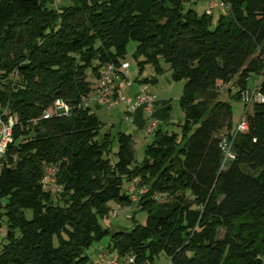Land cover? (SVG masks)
I'll use <instances>...</instances> for the list:
<instances>
[{
	"label": "trees",
	"instance_id": "obj_1",
	"mask_svg": "<svg viewBox=\"0 0 264 264\" xmlns=\"http://www.w3.org/2000/svg\"><path fill=\"white\" fill-rule=\"evenodd\" d=\"M220 1L213 24L196 0H70L57 9L0 0V107L15 117L0 159V264H89L86 250L104 238L132 264L161 254L168 264H264V100H241L252 89L264 98V0ZM129 41L137 86L166 72L183 82L180 132L159 126L141 161L130 134L81 105ZM147 65L153 75L140 78ZM232 81L244 133L219 99V85ZM56 100L68 116L44 119ZM222 140L233 159L224 160ZM46 167L57 192L43 182ZM133 182L135 202L125 189ZM111 202L145 211V223L102 227Z\"/></svg>",
	"mask_w": 264,
	"mask_h": 264
},
{
	"label": "rangeland",
	"instance_id": "obj_2",
	"mask_svg": "<svg viewBox=\"0 0 264 264\" xmlns=\"http://www.w3.org/2000/svg\"><path fill=\"white\" fill-rule=\"evenodd\" d=\"M214 1V0H213ZM69 4L70 0H61V3ZM209 0H196L195 4L192 6V8L197 12L198 15H202L204 13L210 15L213 20V24H215L216 19L218 15L221 13V8H211L209 9L208 6ZM137 47V43L134 41H129L126 46V56L123 59V61L128 63V69H127V78L129 81L134 83L135 78L138 76V67L136 65V62L132 58V54L135 51ZM153 75L152 67L147 65L143 68L140 78L150 77ZM159 83L155 85H143L145 90H151L155 89L154 86L157 87V89L164 90L167 88L166 80L168 79L171 81L169 73L166 72L159 78ZM133 85H136L135 83ZM251 86V85H250ZM183 82H180V85H177V88L170 94H167L168 100H166V104L169 109H167V113L169 114V120L170 125L167 129L169 132L179 133L180 128L179 124L183 120V113L179 109L178 106V100L182 92ZM238 90L236 84L234 81H232L229 84L226 85H219V99L228 102L231 111H232V123L233 126L237 125L240 121L241 117L243 116L244 107L243 103L240 101L231 100L228 98V94H234ZM123 106H118L112 110H106L105 108H95L92 107L91 111L98 117V119L103 123L104 127L110 128H117L119 127L120 130L126 134H132L131 128H133V125H130L128 123V119L126 115L125 117H121L120 120L118 116H120V112H118ZM169 111V112H168ZM226 134V130H223L221 133V136H224ZM148 143L152 141L151 138L148 139ZM139 142L135 143L134 146V154L135 159L138 161H141L143 158V148H141L138 144ZM136 189V182L130 183L125 185L126 191L129 193L130 189ZM159 201H163L164 198L160 197L158 199ZM110 207V213L106 218H100L99 223L104 228H118L122 230H130L132 228L133 224H141L143 225L146 220V212L145 211H137L135 212L136 208L135 206H120L114 202L109 203ZM111 212H116L115 216L111 215ZM27 219L31 218V212L27 211L25 213ZM4 228L0 229V248L2 243V234L4 232ZM221 235V234H220ZM109 239L104 238L99 243H94L92 246L88 247L86 250V255L89 258V264H102L99 259V255H102L104 258L108 259L110 257H116V254L113 252H108L106 250V247L108 245ZM155 264H168L167 258L161 254L158 256V258L155 260Z\"/></svg>",
	"mask_w": 264,
	"mask_h": 264
},
{
	"label": "built area",
	"instance_id": "obj_3",
	"mask_svg": "<svg viewBox=\"0 0 264 264\" xmlns=\"http://www.w3.org/2000/svg\"><path fill=\"white\" fill-rule=\"evenodd\" d=\"M55 9L61 5V0H52ZM209 9L211 8H224V5L220 0H209ZM128 63L120 61L119 66L113 64H107L100 70V75L97 83L92 88L91 93L81 98V105L83 108H90L92 106L105 108L106 110H112L118 106H123L126 114H131L137 107H143L147 117V123L145 131L147 135H152L159 127V123L153 117V105L156 102L155 95L148 93L144 88L139 87L135 93L131 96H126L117 90L120 86L119 81H122L125 88H131L133 83L127 78ZM117 88V89H116ZM254 99L261 102L264 100L262 96L257 93L256 89L247 90L241 93V100L243 103L249 105ZM69 114V107L61 100L54 102L53 108L44 112L43 118L48 119L50 117H67ZM15 123L14 116H7L5 110L0 107V159L4 156L7 147L12 143V127ZM248 129L246 121L242 118L236 125L235 132L244 133ZM219 147L224 155L225 159H233L234 156L230 152V145L224 140L219 144ZM43 182L50 187L52 192H57L58 188L55 185V168L46 167ZM141 190L135 188L130 189L131 199L133 202L137 200ZM112 216L116 215V212H111ZM100 262L102 264H132L133 258L119 259L116 257H110L108 259L99 255Z\"/></svg>",
	"mask_w": 264,
	"mask_h": 264
},
{
	"label": "crops",
	"instance_id": "obj_4",
	"mask_svg": "<svg viewBox=\"0 0 264 264\" xmlns=\"http://www.w3.org/2000/svg\"><path fill=\"white\" fill-rule=\"evenodd\" d=\"M158 78H157L156 84L159 83ZM119 84H120V89H119L120 93H123L126 96H131L133 93L137 91L139 87H142V88L144 87V86L133 85L131 88L128 89L123 86V83H119ZM166 84H167V88L164 90L157 89L156 86H154L155 89L146 90L148 93H151L155 95L156 97V102L153 105V117L155 120L158 121L159 126L164 130H167L170 125V120H169L170 113H167V109H169L170 107H168V105L165 102L166 100H168V98L166 97H167V94L172 93L177 88V85L178 86L180 85V82L174 83L167 79ZM118 112H120L118 113L120 114V116H118L120 120L122 119L121 117L126 118L127 116L126 119H128V123L130 125H133V128H131L132 130L131 136L134 142V146L136 142H139L138 143L139 146L144 149V147L148 144V141H149L148 139L151 138V135H147L145 131L147 117H146L143 107H137L129 115L126 114L124 107H122Z\"/></svg>",
	"mask_w": 264,
	"mask_h": 264
}]
</instances>
